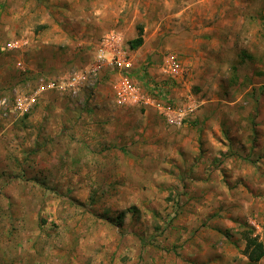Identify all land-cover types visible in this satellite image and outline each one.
Masks as SVG:
<instances>
[{"label": "rangeland", "instance_id": "1", "mask_svg": "<svg viewBox=\"0 0 264 264\" xmlns=\"http://www.w3.org/2000/svg\"><path fill=\"white\" fill-rule=\"evenodd\" d=\"M146 25L143 48L131 49L129 41ZM113 27H123L131 75L143 91L153 93L164 56L175 50L186 62L178 83L190 85L188 96L201 106L177 126L194 133L192 145L179 152L165 145L157 165L138 166L124 140L108 144L97 136L91 143L59 125L66 107L92 105L89 94H55L25 116L10 111L15 96L34 89L42 74L92 66ZM97 30L99 37L90 39ZM12 40L23 47H6ZM113 80L114 74L102 77L95 92L103 90V100H95L115 102ZM2 130L8 140L0 145V264H219L215 259L235 233L238 247L245 240L236 260L264 264V256L249 259L245 239L261 240L263 206L251 197L250 177L251 167H264V0H0ZM211 150L220 154L210 161ZM185 155L186 165L179 162ZM205 159L224 165V188L213 184L206 200L191 196L185 174ZM150 167H157L154 180ZM215 168L212 180L220 175ZM192 230L214 242L211 254L201 241L193 258L184 251L198 238L180 232Z\"/></svg>", "mask_w": 264, "mask_h": 264}, {"label": "crops", "instance_id": "2", "mask_svg": "<svg viewBox=\"0 0 264 264\" xmlns=\"http://www.w3.org/2000/svg\"><path fill=\"white\" fill-rule=\"evenodd\" d=\"M160 3L162 4L163 2H160ZM228 23L230 24V22L228 21L225 24L226 28L228 27ZM121 26L123 25H120V27ZM213 27L214 26H212L211 29ZM223 27L224 26H221L219 30H222ZM122 28L120 29L116 27L115 29L122 34L123 36L122 45L124 49H127L126 41H125V34ZM149 28H151L149 25H146L143 27L144 30H147ZM98 31L99 30H97V35H95L94 37L90 39L93 40L95 38H98L99 35L101 34V32L99 31L100 33H98ZM143 38H144V34H143ZM143 46L144 45L142 44L137 49L141 51ZM168 53H175L180 58L182 55L181 52H177L175 50H170L167 52V54ZM179 53H181V55ZM67 56L68 54L64 55V57H67ZM196 58H198V55L194 54L189 62L193 65V67L197 66V62H195ZM182 62L183 64L186 63V62L184 63L183 59H182ZM57 67H59V65H56V68ZM29 73L31 74L32 72L29 71ZM58 74L59 73H57V75ZM110 74L111 75L114 74L113 70H111ZM50 75H56V74H50ZM105 75H108V74L105 73ZM166 78L167 76L162 72V78L156 80L158 83L156 82L155 84H153L152 89L157 90V92L160 95L159 97H161L160 98L161 100L170 99L171 101H175V102H179V101L185 102L187 99V96L189 95L190 85H186V83H184L185 87H183L180 85V83H178L179 82L178 80L171 79L169 82V81H165ZM114 79H115V75H114ZM195 81L196 79H194L193 83ZM102 91L103 90L99 89L97 92L94 93L93 96H96V97H93L94 99L93 98L91 99V101L94 100V102L92 103V105L89 104L87 108L83 109V108L77 107L75 109H72L70 107V110H69V108L66 107L67 112L64 113L62 116V119L59 120V125L60 126L65 125L66 127H70L71 129L66 130L68 133L72 132L74 136H77L78 138L82 140H86L87 142H91V143L94 140L96 141L97 136L101 137L102 140L103 138H105L108 144H109L108 141L110 140H111V143L114 141L119 142V141L124 140L128 144L129 149L131 150V153H128V155H130L132 158H134V160L137 161L138 166L141 165L142 163L144 164L145 162H150L151 165L152 164L157 165V163L160 161L159 158L163 157L162 154L165 149V145L172 146L173 144H175L176 145L175 148L179 152L182 147L187 149L189 145H192L191 143L194 142V136H192L194 135V133L187 135V132H188L187 127L183 126L180 129V127H177V126L167 125L165 120L156 113L153 107H147L145 108V111H143L144 108L140 106H128L127 104L120 105L114 101L111 103H108V102L106 103L105 101L103 102V101L95 100V99H101V94L103 93ZM54 95L55 94L51 92H46V94L40 98L38 103ZM113 97H114V93H113ZM209 101H212V100H209ZM200 107L201 106L199 105V109ZM196 109L197 110L194 112V115L192 114V116H190L189 118H192L195 115L200 113L198 112L199 109L197 108V105H196ZM80 114H83V115H81L80 117ZM189 120H187L185 124ZM7 124L10 125L9 123ZM97 125H99L103 129L98 128ZM4 133H5L4 130L0 131V145H2L1 148L4 145L3 143L5 142V140H8L7 136ZM166 138L171 140V142L168 143V141H166ZM171 150L174 151L175 149L172 148ZM192 151H194V149ZM212 153L220 154L218 150H213V151L211 150L208 158L212 155ZM148 158L150 160L147 161ZM209 159L211 161V158ZM209 159L208 160L205 159L204 164H199L197 166H194L193 168H190L191 167L190 164L188 166V170L185 174L188 177L187 178L188 183L190 185L192 184L190 188L192 191L191 193L192 197H198L199 195L202 194L203 195L202 197L204 200H206V198L211 199L212 195H214V193H212L211 191L213 184L219 185L220 189L224 188L223 186L224 184L221 181L223 177L222 167H224V165L215 168L214 165H210ZM138 161L140 163H138ZM179 162H182L184 163V165H186L187 163H191V159L190 158L186 159V155L185 157L179 156ZM139 168L141 170L142 166ZM156 168L154 167L153 169V167H150V169L148 170L149 172L147 173H149L148 174L149 180L150 179L154 180V176H156L155 178L158 177ZM214 168H215V174L217 175V173L220 172V175H217V177H215L212 180L211 173L213 172ZM251 169H252L251 171L252 175L250 177L251 178L250 185L253 189L251 193V197L254 196L257 205L263 206V208L261 209V212H259L261 215L258 219H261V222H262L260 225L261 230H259L260 231L259 233L261 235V240L264 243V177L262 175L264 173V167L261 169L258 166L256 167L253 166V168L251 167ZM183 171L185 170L183 169ZM194 171H195V174H192ZM153 184H157V183H153ZM200 188L203 189V192L198 193L199 190H201ZM194 190H197V193H194ZM256 215H259L258 210H256ZM193 232L194 230L186 232V234H184V232H180V233L182 237L191 238V237L196 236V235H193ZM237 235L238 234L235 233L234 239H237L238 237ZM196 237L198 238L196 241L189 239L186 242V245L188 246L183 248L184 251L186 253L193 254L192 256L193 258L194 252L196 253L199 250L198 242L201 241L200 243H202L201 245H203L202 249H203V252H205V255L211 254L212 252L211 243L213 241H211V239L209 240L206 239L203 235L201 236V238H199L198 236ZM234 239H232V241L225 242L224 246L221 249V253H220L222 257L218 260L215 259L216 262H219V264H238L239 263L236 260L234 255L239 253L240 252L239 249H242L245 246V240L241 241L238 247L233 241ZM204 260L206 261V259ZM188 262H190V260Z\"/></svg>", "mask_w": 264, "mask_h": 264}, {"label": "built area", "instance_id": "3", "mask_svg": "<svg viewBox=\"0 0 264 264\" xmlns=\"http://www.w3.org/2000/svg\"><path fill=\"white\" fill-rule=\"evenodd\" d=\"M122 41L123 36L116 29L108 31L99 42L92 66L58 75L42 74L34 89L18 93L15 96L10 111L20 116L29 114L46 92L71 99L89 94L92 99L102 77L105 73L111 75V70H113L115 79L112 87L116 103L143 108L153 107L168 125L180 126L184 124L194 113L195 102H192L190 96H187L189 99H186L185 102L161 100L157 90L151 94L143 91L131 75L134 67L133 60L129 57L127 50L123 48ZM23 45L19 40H12L7 43L6 47L15 49L23 47ZM18 66L24 72L28 71V66L25 63L19 62ZM184 70L183 62L177 54L168 53L165 55L162 72L167 76V79L179 81L184 75ZM2 103L5 104L6 100H2Z\"/></svg>", "mask_w": 264, "mask_h": 264}, {"label": "trees", "instance_id": "4", "mask_svg": "<svg viewBox=\"0 0 264 264\" xmlns=\"http://www.w3.org/2000/svg\"><path fill=\"white\" fill-rule=\"evenodd\" d=\"M144 42L143 27L138 28V35L136 38L129 41L131 49L140 47ZM247 255L251 261H257L264 256V243L258 236L246 235Z\"/></svg>", "mask_w": 264, "mask_h": 264}]
</instances>
